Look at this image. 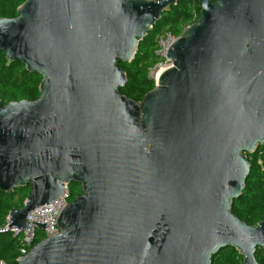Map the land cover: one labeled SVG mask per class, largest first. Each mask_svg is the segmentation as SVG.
<instances>
[{"label": "water", "instance_id": "water-1", "mask_svg": "<svg viewBox=\"0 0 264 264\" xmlns=\"http://www.w3.org/2000/svg\"><path fill=\"white\" fill-rule=\"evenodd\" d=\"M175 2L25 0L0 18V52L41 77L37 99L0 100V191L29 187L8 227L81 187L17 264H212L228 247L258 264L264 220L231 208L264 147V0H196L171 65L130 99L119 63Z\"/></svg>", "mask_w": 264, "mask_h": 264}, {"label": "trees", "instance_id": "trees-1", "mask_svg": "<svg viewBox=\"0 0 264 264\" xmlns=\"http://www.w3.org/2000/svg\"><path fill=\"white\" fill-rule=\"evenodd\" d=\"M25 0H0V18H13L17 15V8ZM200 14L196 0H176L160 14L159 19L150 28L142 40L139 41L134 57L127 63H119L125 72L127 81L120 89V93L135 101L154 87L148 73L158 58L155 54L157 37L165 31L179 36L185 24L194 23ZM41 77L37 73H30L19 61H10L0 52V100L3 106L9 102L38 98V86ZM250 171L245 181L241 195L233 200L231 212L248 225H256L264 220V147L258 148L247 155ZM69 201L81 194L78 184L68 186ZM29 188H15L8 192L0 191V261L5 264H17L20 256L23 234L14 235L9 230H3L8 213L23 205ZM44 234L35 230L32 243L28 249L42 240ZM255 259L258 264H264V248L257 247ZM212 264H243L242 256L231 247L220 250L212 257Z\"/></svg>", "mask_w": 264, "mask_h": 264}, {"label": "built area", "instance_id": "built-area-1", "mask_svg": "<svg viewBox=\"0 0 264 264\" xmlns=\"http://www.w3.org/2000/svg\"><path fill=\"white\" fill-rule=\"evenodd\" d=\"M189 24H185L182 27V32L180 35L185 34L187 27ZM178 37V36H177ZM176 36L172 35L170 32L165 31L164 33L160 34L157 37V48L155 50V54L158 58L156 64L150 68L148 76L153 81L154 85L157 84V80L159 77V70L161 68H167L171 65L170 59L167 57L166 53L170 45L176 40ZM69 190L68 187L65 186L63 190V194L56 200L51 201L49 203L43 204L31 210L27 214V221L29 223L30 229H26L23 232H20L19 228L12 226L8 227L9 224V213L6 216V225L4 226L3 230H9L13 232L14 235L19 233L23 234L21 249H20V256L16 259V261L28 252V247L32 243L36 224H43L44 229L40 232L44 234L43 238L51 237L59 233V228L57 226V218L61 212V210L68 205L69 203ZM0 264H5L4 262L0 261Z\"/></svg>", "mask_w": 264, "mask_h": 264}, {"label": "flooded vegetation", "instance_id": "flooded-vegetation-1", "mask_svg": "<svg viewBox=\"0 0 264 264\" xmlns=\"http://www.w3.org/2000/svg\"><path fill=\"white\" fill-rule=\"evenodd\" d=\"M71 184H73V183H71ZM71 184H70V185H71ZM70 185H69V186H70ZM79 186H80V185H79ZM28 188H29V187H28Z\"/></svg>", "mask_w": 264, "mask_h": 264}]
</instances>
